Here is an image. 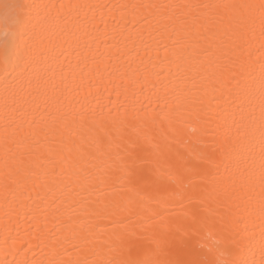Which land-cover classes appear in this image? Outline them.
<instances>
[{
    "label": "snow or ice",
    "instance_id": "6c2138e0",
    "mask_svg": "<svg viewBox=\"0 0 264 264\" xmlns=\"http://www.w3.org/2000/svg\"><path fill=\"white\" fill-rule=\"evenodd\" d=\"M0 252L264 264V0H0Z\"/></svg>",
    "mask_w": 264,
    "mask_h": 264
},
{
    "label": "bare ground",
    "instance_id": "6f19581e",
    "mask_svg": "<svg viewBox=\"0 0 264 264\" xmlns=\"http://www.w3.org/2000/svg\"><path fill=\"white\" fill-rule=\"evenodd\" d=\"M93 2H100V3H119V2H136V0H93ZM105 95H107V93H105ZM24 227H27V225L25 224ZM25 256L28 257V258H32L33 257V253L30 252V251H27V249L25 248L24 251H22L21 253H19L15 257H13L12 255H9L7 257V259H9V260L23 259V258H25ZM39 257H40L39 250H36V256H35V258L38 259ZM0 258H2V252H0Z\"/></svg>",
    "mask_w": 264,
    "mask_h": 264
}]
</instances>
